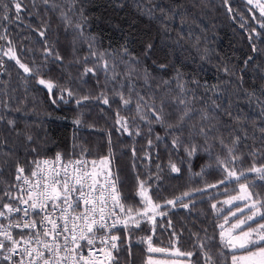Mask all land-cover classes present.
<instances>
[{
    "label": "trees",
    "instance_id": "obj_1",
    "mask_svg": "<svg viewBox=\"0 0 264 264\" xmlns=\"http://www.w3.org/2000/svg\"><path fill=\"white\" fill-rule=\"evenodd\" d=\"M5 2L0 0V5ZM51 3L56 7L42 0H35L33 7L32 0H25L21 20L14 15L10 21L0 20V35L5 37L0 39V117L4 118L0 120V141H4L0 143V203L14 202L4 193H17L12 187L17 162L30 173L32 161L44 155L78 156L90 165L109 155L125 209L132 208L135 217L147 206L146 198L161 205L154 222L141 219L139 227L132 223L119 231L121 240L128 238L132 264H144L148 253L143 241L150 235L154 246L193 252L191 258L184 257L190 264H204L201 244L211 247L214 255L222 253L216 258L229 264L233 250L223 247L218 225L231 222L235 217L229 214L248 199L231 205L224 199L245 185L254 205L262 210L249 223L252 227L264 223V171H250L264 168V28L258 23L264 18L256 3ZM17 59L31 72L25 73ZM103 61L108 62L107 71ZM86 67L95 73L84 74ZM128 72L130 77L125 75ZM114 73H118L115 79ZM40 79L54 87L49 90ZM62 89H70L73 95ZM101 93L108 98L107 105L97 99ZM118 93L131 103L124 105ZM86 95L89 99L78 104ZM162 102L164 122L160 123L152 119L149 109L159 108ZM185 108L191 110L185 127L169 129L167 125L175 124ZM117 113L126 118L128 131L116 123ZM201 126L210 129L207 136L197 134ZM235 137L239 140L233 143ZM193 145L196 151L189 156ZM228 148L238 159L233 160ZM172 164L179 171H173ZM225 168L235 171L239 179L218 183L227 176ZM168 200L175 203L167 204ZM114 255L120 257V264H127L125 245ZM0 264L7 263L0 259Z\"/></svg>",
    "mask_w": 264,
    "mask_h": 264
},
{
    "label": "snow or ice",
    "instance_id": "obj_2",
    "mask_svg": "<svg viewBox=\"0 0 264 264\" xmlns=\"http://www.w3.org/2000/svg\"><path fill=\"white\" fill-rule=\"evenodd\" d=\"M248 2L251 4L253 0H248ZM32 3L35 7V0H32ZM42 3L56 7L54 3H51V0H42ZM255 6L260 11V17L264 18V2L256 0ZM25 10V0H6L3 5H0V20L10 21L13 15L16 20H21V14ZM61 15L63 19L67 20L65 13ZM258 23H260V27L264 28V21H258ZM76 27L79 28L80 25ZM39 34L43 36L44 32L40 31ZM0 39H5V37L0 35ZM150 48L151 45H149ZM46 51L51 54L50 50L46 49ZM9 52L15 58V53L11 48ZM5 55H8V53H5ZM93 55H96V53H93ZM56 58L60 59L59 56ZM16 62L25 73L31 72V69L20 63L18 59ZM103 67L106 71L109 69L107 61H103ZM114 68L115 65H113ZM88 73L94 74L95 69L86 67L84 74ZM116 75L118 73H114L112 78L115 79ZM125 75L130 77L131 72ZM39 83L45 85L49 90L54 87L51 81L46 82L40 79ZM61 91L67 92L69 96L73 95L70 89H62ZM118 95L124 105L131 103V99H125L123 93H118ZM88 99L89 96H83L81 100H77V103L79 104ZM97 99H103V103L106 105L109 103L108 98L103 93ZM180 103L183 104L184 101L181 100ZM5 106L7 107V105ZM139 107L137 105L138 112ZM149 111L152 114V119L156 122H164L162 115L163 102L159 108L153 105ZM190 114L191 110L185 108L178 115L176 123L168 124V128L176 131L182 130L187 119L190 118ZM117 117L116 123L120 124L124 131H128L126 118L120 117L119 113H117ZM144 118L141 117V119ZM3 119V117H0V120ZM7 123L14 126V121L9 120ZM75 123L79 124L80 120H76ZM192 128L195 130L196 126L193 125ZM209 131L210 129L201 126L197 134L207 136ZM27 139L31 141L32 137L27 136ZM238 140L239 137H235L233 143L238 142ZM0 143H4V141H0ZM220 143L227 148L223 140ZM149 144L151 145V141H149ZM173 144L175 146L176 141H173ZM195 151L196 147L193 145L188 150L189 156L193 155ZM228 152L232 156L231 148H228ZM232 158L233 160L238 159L235 156H232ZM96 163V161H92L93 170L91 172L85 171L83 169L86 167L87 161L70 160L64 163L61 154L57 153L55 161L47 159L32 161L34 168L31 170L30 175H25L24 167H21L17 162L15 180L19 183L12 185L17 189V193H4L9 201H15L16 203H0V218L9 221L7 225L0 223V237H2L0 239V259L7 261L8 264H25V261H27V264H104L103 260L96 257L98 251L107 259L108 264H120V257L113 253H119L121 245H125L128 256L127 264H132V251L128 238L121 240L120 236L111 234L108 230L115 228L118 222L124 223L125 227H127L129 221L134 223L136 227H139L141 219L154 222L156 210L161 205L153 204L150 198H146L145 203L147 206L143 211L136 212L134 217L133 209H125L121 203L120 193L112 178L111 170L108 168V157L101 158L99 171L96 170ZM75 165L81 167L77 168ZM69 166H73L71 173L69 172ZM171 167L173 171H179L174 164ZM224 171L227 176L218 183L223 184L231 177L239 179L235 171L228 168H225ZM250 171L261 172L264 171V168L254 167ZM140 187L143 188V182H141ZM209 187H216V185L211 184ZM240 188L241 191H246L245 185H241ZM140 195L144 196L145 193L142 191ZM184 195L187 196L189 193ZM242 198L244 197L234 196L224 201V203L230 204L233 200ZM177 199L180 198L177 197ZM109 201H111V206ZM166 203L174 204L175 201L168 200ZM183 206L188 207L187 204ZM117 208L128 219L125 221L117 219L109 224L108 220L117 216ZM212 208L215 209L216 205L213 204ZM149 212H152L153 215H149ZM159 214L164 215L165 213ZM236 215L235 212L232 213V216L236 217ZM36 216L40 218L36 219ZM254 216L255 213L244 219L237 217V222L232 223L227 230H225L224 224L218 225L221 229L219 237L223 247L233 250L229 264H264V224H259L257 228H253L249 221H253ZM136 217H140V219ZM225 222L227 223V220ZM14 228L20 229L19 238L13 236L12 229ZM101 231L105 232L104 236L97 235ZM97 241L104 247L97 250L95 248ZM143 242L147 244L146 252L148 253L144 264H177L173 260L156 259L151 255L153 253H169L171 251L174 256L188 258L193 256L191 251L182 252L179 248L154 246L151 235L144 238ZM173 243L174 241H170V245ZM85 247H88L87 255L83 252ZM200 249L204 264H222V261L216 258L217 256L222 257V253L214 255L211 247L206 248L204 244L200 245ZM240 251L243 254L238 255L237 252ZM14 257H16L15 260Z\"/></svg>",
    "mask_w": 264,
    "mask_h": 264
},
{
    "label": "built area",
    "instance_id": "obj_3",
    "mask_svg": "<svg viewBox=\"0 0 264 264\" xmlns=\"http://www.w3.org/2000/svg\"><path fill=\"white\" fill-rule=\"evenodd\" d=\"M56 154H57V153H55V154H53V155H44V156H41V157L39 158V160H40V161H43V160L47 159V160H49V161H55V156H56ZM62 158H63V162H64V163H67V162L70 161V160H71V161L84 160V159H82V158H80V157H77V156H69L68 158H64V157L62 156ZM84 161H85V160H84ZM20 166H21V167H24V169H25V175H30V173L27 171V169L25 168V166H23V165H20ZM75 167L80 168L81 166H80V165H75ZM72 168H73V166H69V172H70V173L72 172ZM83 170L91 172V171L93 170V166L87 163L86 167H85ZM96 170H97V171L100 170V169L98 168V166H96ZM111 173H112V171H111ZM112 178L114 179V181H115V183H116V188H117V190H118L117 180H116L115 176L113 175V173H112ZM102 182H103V181H102ZM16 183H19V182L16 181ZM89 183H90V181H89ZM85 190H87V189H85ZM118 192H119V191H118ZM10 203L15 204L16 202L14 201V202H10ZM121 203H122V202H121ZM109 205L111 206V201H109ZM116 212H117V216H116V217H112V218H110V219L108 220V223H109V224H111L114 220H117V219H119V221H125V220H127V217L125 216V214L119 212V208L116 209ZM14 215H19V214H14ZM41 215H43V213H41ZM35 218H36V219H39L40 217H39V216H36ZM8 222H9L8 220H5V219H3V218H0V223H3V224H5V225H7ZM131 223H132V222L129 221V222H128V225L131 224ZM128 225H127V226H128ZM122 228H125L124 223H122V222H118L115 228H110L108 231H109L111 234L118 235V232H119L120 229H122ZM25 231H27V230H25ZM12 234H13V236H15L16 238H19V236H20V234H21V233H20V229H15V228L12 229ZM97 235H98V236H104V235H105V232H103V231L98 232ZM0 239H2V237H0ZM101 247H104V246L101 245V244L99 243V241H97V243H96V245H95V248L98 250V249L101 248ZM83 252H84L85 255H87V254H88V247H85V248L83 249ZM113 254H114V253H113ZM96 257H97V259H99V260H103V261H104V264H108L107 259L103 256V254L99 253L98 251L96 252ZM13 259L15 260L16 257H14ZM6 263L8 264L7 261H6ZM25 264H27V261H25Z\"/></svg>",
    "mask_w": 264,
    "mask_h": 264
},
{
    "label": "rangeland",
    "instance_id": "obj_4",
    "mask_svg": "<svg viewBox=\"0 0 264 264\" xmlns=\"http://www.w3.org/2000/svg\"><path fill=\"white\" fill-rule=\"evenodd\" d=\"M255 3H256V0H253ZM261 2H264V0H261ZM47 82V81H46ZM106 157H108V160H109V163H108V168L110 167V163L112 162L111 160V157L108 155V156H106ZM100 160L101 159H99V160H97L96 162V165L98 166V168L100 169V167H101V165H100ZM110 169V168H109ZM250 194V195H249ZM244 197V198H242V199H236V200H233L230 204H227V205H231V204H233V203H235V202H237V201H241V200H246V199H248V201L244 204V205H242V206H240L239 208H237L236 210H234L233 212H235L236 214L237 213H239V212H242V211H244V210H247L248 208H250L251 207V209H249L248 211H246V212H244V213H242L241 215H239V216H237V217H239V218H241V219H244V218H246L248 215H252L253 213H255V216H254V219L255 218H257L258 216H260L261 215V213H262V210H261V208L260 207H257V206H255L254 204L256 203L253 199H252V195H251V193H250V191L246 188V191H241V188L238 190V191H235V192H233V193H231L230 195H228L225 199H224V201H226V200H229L231 197ZM233 212H231L230 214H229V216H232V213ZM150 215V214H149ZM237 217H235L231 222H229V223H222V224H224V228H225V230H227V229H229L230 227H231V224L232 223H235V222H237ZM140 219V218H139ZM227 219H228V217H227ZM253 219V220H254ZM249 222H251V221H249ZM260 224H264V223H260ZM259 225V224H258ZM258 225H256V226H253V228H257L258 227ZM241 254H243V253H241ZM241 254H238V255H241ZM154 258H156V259H161V258H159V257H157V256H154L153 254H151ZM165 259H167V258H165ZM167 260H169V259H167ZM172 260V259H171ZM173 261H175V260H173ZM177 262V264H184V263H182V262H179L178 263V261H176Z\"/></svg>",
    "mask_w": 264,
    "mask_h": 264
},
{
    "label": "crops",
    "instance_id": "obj_5",
    "mask_svg": "<svg viewBox=\"0 0 264 264\" xmlns=\"http://www.w3.org/2000/svg\"><path fill=\"white\" fill-rule=\"evenodd\" d=\"M169 253L172 254L171 251H170ZM169 253H153V255H154V256H157V257H159V258H161V259H165V258H167V259H169V260L172 259V260L178 261V263H179V262H182V263H184V264H190L189 261H188L186 258L181 257V256H174V255H172V256H163V255H167V254H169Z\"/></svg>",
    "mask_w": 264,
    "mask_h": 264
}]
</instances>
